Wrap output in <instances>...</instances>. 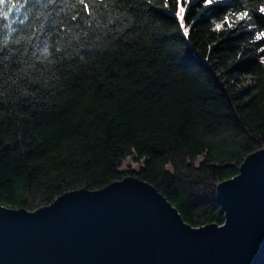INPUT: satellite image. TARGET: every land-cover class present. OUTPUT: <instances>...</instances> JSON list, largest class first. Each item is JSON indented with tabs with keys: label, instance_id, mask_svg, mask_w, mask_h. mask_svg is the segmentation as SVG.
Returning a JSON list of instances; mask_svg holds the SVG:
<instances>
[{
	"label": "trees",
	"instance_id": "trees-1",
	"mask_svg": "<svg viewBox=\"0 0 264 264\" xmlns=\"http://www.w3.org/2000/svg\"><path fill=\"white\" fill-rule=\"evenodd\" d=\"M262 147L264 0H0V203L134 175L221 224Z\"/></svg>",
	"mask_w": 264,
	"mask_h": 264
},
{
	"label": "water",
	"instance_id": "water-1",
	"mask_svg": "<svg viewBox=\"0 0 264 264\" xmlns=\"http://www.w3.org/2000/svg\"><path fill=\"white\" fill-rule=\"evenodd\" d=\"M216 196L224 222L198 226L134 175L35 210L0 203V264H264V147Z\"/></svg>",
	"mask_w": 264,
	"mask_h": 264
},
{
	"label": "rangeland",
	"instance_id": "rangeland-1",
	"mask_svg": "<svg viewBox=\"0 0 264 264\" xmlns=\"http://www.w3.org/2000/svg\"><path fill=\"white\" fill-rule=\"evenodd\" d=\"M142 165V162H137L133 157L128 158L125 161V166L131 167L133 169H139Z\"/></svg>",
	"mask_w": 264,
	"mask_h": 264
}]
</instances>
